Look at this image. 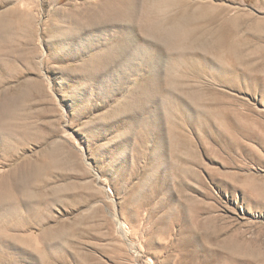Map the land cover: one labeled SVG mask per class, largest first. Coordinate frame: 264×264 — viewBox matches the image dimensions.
Returning a JSON list of instances; mask_svg holds the SVG:
<instances>
[{"label": "rangeland", "instance_id": "1", "mask_svg": "<svg viewBox=\"0 0 264 264\" xmlns=\"http://www.w3.org/2000/svg\"><path fill=\"white\" fill-rule=\"evenodd\" d=\"M0 264H264V0H0Z\"/></svg>", "mask_w": 264, "mask_h": 264}, {"label": "bare ground", "instance_id": "2", "mask_svg": "<svg viewBox=\"0 0 264 264\" xmlns=\"http://www.w3.org/2000/svg\"><path fill=\"white\" fill-rule=\"evenodd\" d=\"M154 2V1H153ZM156 2V1H155ZM108 7V6H107ZM109 8V7H108ZM107 8V10H109ZM106 9V8H105ZM19 18V21H21L22 22V25L19 27L20 29H23L24 27H25V25L27 24V18H28V15H23V16H21V17H18ZM28 25V24H27ZM156 25V24H155ZM7 26V25H6ZM162 26V25H161ZM160 26V27H161ZM156 27V26H155ZM154 27V28H155ZM159 27V28H160ZM26 28V27H25ZM158 28V29H159ZM173 28H174V26L171 28V29H169V30H166L165 32H163L164 33V35H165V33H167L166 35H169L170 33L172 34V32H173ZM160 29H162V28H160ZM164 29V28H163ZM175 29V28H174ZM157 30V29H156ZM176 30V29H175ZM160 31V30H159ZM163 30H161V32H162ZM7 106H8V104H7ZM7 106H2V110H7Z\"/></svg>", "mask_w": 264, "mask_h": 264}]
</instances>
